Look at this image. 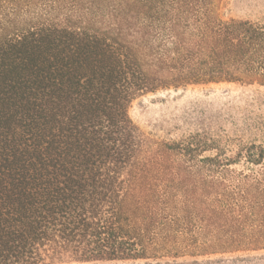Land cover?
I'll use <instances>...</instances> for the list:
<instances>
[{
    "label": "trees",
    "instance_id": "obj_1",
    "mask_svg": "<svg viewBox=\"0 0 264 264\" xmlns=\"http://www.w3.org/2000/svg\"><path fill=\"white\" fill-rule=\"evenodd\" d=\"M222 3L0 0V264L264 262V19ZM221 83L257 89L176 140L129 117Z\"/></svg>",
    "mask_w": 264,
    "mask_h": 264
},
{
    "label": "rangeland",
    "instance_id": "obj_2",
    "mask_svg": "<svg viewBox=\"0 0 264 264\" xmlns=\"http://www.w3.org/2000/svg\"><path fill=\"white\" fill-rule=\"evenodd\" d=\"M220 12L224 18L264 19V0H223ZM256 89L252 86L221 83L162 90L136 98L130 104L128 114L147 136L156 140L172 141L212 124L213 114L237 104L241 97L251 96ZM220 124L226 126L227 122ZM257 140L264 145L262 136H258ZM241 167V164L234 166L235 169ZM248 254L264 255V250ZM214 257L217 256L210 258ZM190 259L185 256L178 260Z\"/></svg>",
    "mask_w": 264,
    "mask_h": 264
}]
</instances>
